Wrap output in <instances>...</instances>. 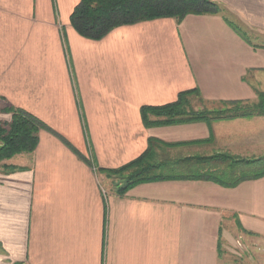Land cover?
I'll return each mask as SVG.
<instances>
[{"label": "crops", "instance_id": "crops-1", "mask_svg": "<svg viewBox=\"0 0 264 264\" xmlns=\"http://www.w3.org/2000/svg\"><path fill=\"white\" fill-rule=\"evenodd\" d=\"M212 1L234 20L163 17L91 39L70 23L80 0H0V120L15 109L41 123L32 152L0 161V264H264V176L234 187L192 179L124 193L102 186L149 138H211L202 150L258 152L264 117L142 120V107L180 92L248 101L256 95L247 75L264 83V0ZM187 144L175 146L200 148Z\"/></svg>", "mask_w": 264, "mask_h": 264}, {"label": "trees", "instance_id": "trees-1", "mask_svg": "<svg viewBox=\"0 0 264 264\" xmlns=\"http://www.w3.org/2000/svg\"><path fill=\"white\" fill-rule=\"evenodd\" d=\"M225 11L219 3L212 0H80L70 16V23L80 35L99 39L120 25L163 17L173 18L179 23L187 15L224 14ZM227 23L245 39V33L239 26L229 20ZM192 94L199 96L195 89L180 92L177 100L172 103L142 107L144 124L168 125L197 121L209 124L213 120L264 116V92H257L258 100L254 103L226 101L221 103L234 108L209 112L186 109L187 96ZM8 112L10 119L0 120V159L32 152L41 125L37 119L20 110L9 109ZM184 143L189 142L167 143L149 138L147 148L140 156L120 168L106 172L109 176H119L121 179L116 185V193H124L138 183L163 179L211 180L224 187H234L240 182L264 176V157L240 159L227 152L209 157H186L171 162L172 160H160L156 153L157 149L165 150ZM179 164L186 167L185 173L162 172L165 169L172 170L171 167ZM199 164H205L206 170L200 172L193 169L194 165Z\"/></svg>", "mask_w": 264, "mask_h": 264}, {"label": "rangeland", "instance_id": "rangeland-1", "mask_svg": "<svg viewBox=\"0 0 264 264\" xmlns=\"http://www.w3.org/2000/svg\"><path fill=\"white\" fill-rule=\"evenodd\" d=\"M224 14L234 20V16L233 14H231L230 12H224ZM247 33L250 34V36L252 37V34L247 31ZM252 75H247V79L249 80V82L252 83V88L255 92V98L253 100H248V101H243V102H248V103H254L258 100L257 98V92H264V83L263 82H260V81H256V80H251L252 78ZM187 104H186V109L187 110H193V111H220V110H225L227 108H234V106H231V105H228V104H225V103H206L204 102L200 96H197L195 94H192V95H189L187 96ZM152 118H154V116H151ZM251 117H255V116H251ZM256 117H264V116H256ZM236 118V117H235ZM187 123H191V122H187ZM178 124V123H176ZM261 127V126H260ZM262 129V128H261ZM264 129V128H263ZM262 129V130H263ZM261 134V133H260ZM264 137V136H263ZM208 140H211V138H208L206 140H198L196 142H189L188 144L187 143H184L183 145L187 144V146H190V145H194L196 144L198 147H200L201 143H205V142H209ZM177 145H182V144H177ZM176 147V148H175ZM173 147V150L170 151V149H166V150H158L159 152V159L162 160V159H167L168 161H171V162H174L175 160L177 159H182V158H186V157H209L211 155H214V154H219V153H227V151L225 150H221L219 152H214V151H210L208 150L210 147H204L205 150H202V148H194L195 146H190V147H178V146H175ZM171 148V147H170ZM176 151H175V149ZM179 150V151H178ZM228 154H230L232 157H237V158H240V159H254V158H261V157H264V140L262 139L261 140V143L259 145V149H258V152L255 154V155H252V156H239V155H232L230 152H228ZM3 160V159H0V161ZM195 167L193 169H195L196 171L199 170L201 172V170H206V166L205 164L203 166H201L200 164L199 165H194ZM197 166V167H196ZM186 167H183L182 165H176L174 167H171L172 170H163L162 172H164V174H168V173H173V174H177V173H185V171L187 169H185ZM256 167H254L255 169ZM113 182L110 183V181H104V183L102 184V186L104 187V189H108V188H111V186L113 185H117L118 182L121 180L119 178V176H115L113 178ZM261 248V247H260Z\"/></svg>", "mask_w": 264, "mask_h": 264}, {"label": "water", "instance_id": "water-1", "mask_svg": "<svg viewBox=\"0 0 264 264\" xmlns=\"http://www.w3.org/2000/svg\"><path fill=\"white\" fill-rule=\"evenodd\" d=\"M2 146L0 145V148H1Z\"/></svg>", "mask_w": 264, "mask_h": 264}]
</instances>
